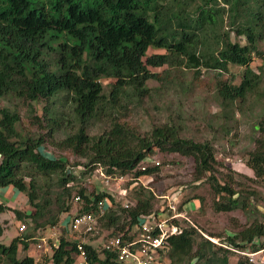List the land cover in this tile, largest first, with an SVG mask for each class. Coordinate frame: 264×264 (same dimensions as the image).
Segmentation results:
<instances>
[{"label":"trees","instance_id":"obj_1","mask_svg":"<svg viewBox=\"0 0 264 264\" xmlns=\"http://www.w3.org/2000/svg\"><path fill=\"white\" fill-rule=\"evenodd\" d=\"M262 41L264 0H0V188H15L34 209L29 213L27 207L0 201V215L11 211L34 231L10 244L0 241V264H74L80 242L92 264H125L116 251L73 239L66 228L45 262L30 254L20 257L19 251L20 246L30 248L36 231L69 224V216L83 213L96 215L95 231L111 230L104 243L114 236L138 237L147 216L159 219L167 212L155 209L154 193L139 184L142 176L159 173V166L140 168L157 150L194 159L196 182L207 179L220 196L213 202L215 211L255 216L218 243L187 219L175 220L182 232L171 235L161 249L168 264H259L237 250L264 251V210L253 202L254 188H237L230 173L217 176L223 172L216 166L215 144L183 136V127L171 121L144 136L123 119L131 114L130 104L150 94V81L168 79L165 65L185 66L196 75L202 68L225 73L242 66L239 83L233 73L217 83L218 118L230 135L227 124L241 112L240 104L249 97L264 99ZM152 48L164 52L150 54ZM254 56L263 61L258 70L251 66ZM150 67L163 69L153 72ZM104 79H112L108 91ZM14 97L46 102L43 116L31 115L45 133H22L19 112L2 104ZM64 102L71 112L63 109ZM65 122L76 125L75 130L70 132ZM97 123L104 125L103 132L91 134ZM256 129L255 147L245 156L252 174L246 175L264 186V114ZM47 143L86 158L81 174L75 172L79 164L70 168L65 157L46 150ZM99 167L109 177L131 175V185L139 184L133 185V200L126 196L128 203L122 204L104 184L99 191L77 184ZM106 198L108 208L102 212L99 202ZM74 201L80 205L75 215ZM3 222L1 218L0 236L6 230Z\"/></svg>","mask_w":264,"mask_h":264},{"label":"rangeland","instance_id":"obj_2","mask_svg":"<svg viewBox=\"0 0 264 264\" xmlns=\"http://www.w3.org/2000/svg\"><path fill=\"white\" fill-rule=\"evenodd\" d=\"M233 39L235 41L240 40L235 34L233 35ZM260 48L264 51V41L260 43ZM160 52L163 53L164 50L150 49V54ZM262 63V58L254 56L251 66L255 70H258ZM164 68H169L170 75L168 79L165 77L163 80L153 79L150 81V94L141 99V101L130 104L131 114L123 120L129 122L134 130H137L144 136L149 135L152 128L156 125H162L171 121L183 127V136L198 141L211 140L217 149L218 165L216 166L219 171L223 172L222 174L217 172V176L222 179L223 174L230 173L234 178H237L234 183L237 188H254L257 196L253 198V202L260 205L264 210V186L248 179V175L246 174L250 171L245 157L248 151L255 147L254 139L259 134L256 128L264 114V99L256 100V96L253 98L249 97L245 102L240 104L241 112H237L234 120L227 124L232 129L230 135L225 134L221 128L223 120L218 118L220 106L216 94L217 83L219 80L231 79L232 73L236 75L234 82L239 83L242 79L243 67L231 66L230 71L225 73L202 68L200 74L197 75L194 69H189L185 66L172 69L165 65ZM150 69L153 72H161L163 67H150ZM111 81L112 79L103 80L107 91L109 88L107 85ZM2 104L11 106L12 109L19 112L21 120L18 128L23 134H41L46 132L45 128L42 130L34 124L32 121L33 117H31L33 113L43 116L45 101L29 102L22 98L14 97L10 100L6 99ZM64 104L62 105L65 107L63 109L70 111V103L64 102ZM65 123L70 126V132L75 130L76 125L69 122ZM103 127L104 125L97 123L89 132L91 134H100L104 130ZM46 150L57 157H65L70 163V168H73L74 164H79L75 167L76 174L79 175L84 170L82 165L87 162L86 158L73 154L71 150H62L52 143H47ZM153 166H159V173L152 176H142L139 184L144 185L154 193V208L158 210L168 209L169 202L178 207L181 204H185L187 218L191 220V224L196 226L206 236L214 237L220 242L226 238L228 233L241 229L245 223L247 224V221L252 222L253 217H255L251 214L246 215L241 210L231 212L215 211L213 202L216 198L219 199L220 196L216 194L211 182L207 179L203 182H196L193 176L195 167L193 158L177 153L165 154L157 150L151 158L141 163L140 168ZM237 173H242L247 177H241ZM103 175L109 177L105 174V170L99 167L92 175L88 174L86 177L79 179L77 184L87 187L90 191H99L101 190L100 187L103 184L105 185ZM122 177L123 179L111 177L113 180H110L108 188L115 192L117 198H119V202L126 205L128 203L126 196L133 200V185L138 187L139 184L131 185V175ZM209 177L210 175L206 174V178ZM238 181L242 182L241 186H237L239 185ZM12 191L15 193L17 190L13 187L0 188V201L6 204L10 203L13 195ZM16 194L20 198H24V200H14L15 203L13 205L20 209H25L26 207L31 209L26 203V196L19 192H16ZM190 199L193 201L189 202L188 200ZM73 208L72 213L75 215L77 210L80 209V205L74 201ZM1 218L4 220L3 223L6 226V230L0 236V241L10 244L15 237L22 235L19 231V226L26 221L18 220L15 213L11 211L0 215ZM69 219H72L71 216H69ZM63 223L65 222L63 221ZM110 231L100 228L98 231L85 235L70 232V237L100 247L103 245ZM26 232L34 233L32 229H28L24 234H27ZM40 236V232L36 231L34 238L30 240L31 245L27 251L23 250V247L20 246L19 256L24 257L26 254H30L36 256L40 262H45L51 254V248L41 252L36 250ZM246 250L251 251L250 249ZM256 257L257 260L255 262L264 264V251L257 253ZM168 262V258L164 257L163 263L167 264Z\"/></svg>","mask_w":264,"mask_h":264},{"label":"built area","instance_id":"obj_3","mask_svg":"<svg viewBox=\"0 0 264 264\" xmlns=\"http://www.w3.org/2000/svg\"><path fill=\"white\" fill-rule=\"evenodd\" d=\"M120 178L123 179V177ZM110 180L113 179L106 176L103 178L106 186H109ZM108 203L107 198L99 202L102 212L108 208ZM166 211L159 219L154 215L147 216L144 221L143 230L138 237L124 240L122 236H114L109 238L102 247L109 251H116L119 261L125 264H164L163 258L166 256H163L161 249L166 248L169 243L168 238L171 235L182 232V228L175 223V220L187 218L186 211L179 210V207L171 202H169ZM96 225L97 218L95 214H77L71 219L69 224L63 223L46 230H40L41 236L36 245V250L40 252L48 250V248L52 250L53 246L58 245L59 237L64 233V228L69 232L77 231L79 234L85 235L94 232ZM28 229L27 222L21 223L19 226L21 233H24ZM78 249L77 259L74 264H92L84 244L80 242ZM250 256V260L255 261L254 254H250Z\"/></svg>","mask_w":264,"mask_h":264},{"label":"clouds","instance_id":"obj_4","mask_svg":"<svg viewBox=\"0 0 264 264\" xmlns=\"http://www.w3.org/2000/svg\"><path fill=\"white\" fill-rule=\"evenodd\" d=\"M182 205V204H181ZM181 207V206H180ZM180 207H179V210H181L180 209ZM163 211L165 210V209H162ZM181 211H186L185 210V206H184V210H181ZM186 213H187V211H186ZM184 219H187V218H183V219H179V220H184ZM188 221H190L191 222V220H189V219H187ZM71 221V220H70ZM192 223V222H191ZM63 224V223H62ZM21 234H23V233H21ZM205 235V234H204ZM206 236V235H205ZM206 237H208L209 239H211L212 241H214V242H216V243H218V240H216L214 237H210V236H206ZM237 252L238 253H240V254H245V255H247V256H249L250 258H251V256H250V254H254V258H255V261L257 260V253H253V252H251V251H247V250H244V251H241V250H237ZM261 252V251H260ZM259 253V252H258ZM168 258V260H169V257H167ZM255 261H253V262H255ZM169 263V262H168ZM167 263V264H168Z\"/></svg>","mask_w":264,"mask_h":264},{"label":"crops","instance_id":"obj_5","mask_svg":"<svg viewBox=\"0 0 264 264\" xmlns=\"http://www.w3.org/2000/svg\"><path fill=\"white\" fill-rule=\"evenodd\" d=\"M10 192H11V190H10ZM10 192H9V193H10ZM12 192H13V195L10 193V194L12 195L11 201H10V203H7V204H9V205H11V206H14V205H13V204L15 203L14 200H19V201H20V200H21V201L24 200V198H20L19 195L16 194L17 191H16L15 193H14V191H12ZM19 193H20V192H19ZM21 194H22V193H21ZM14 207H15V206H14ZM196 207H197V204H196ZM26 210H27V212H29V213L33 212V210H31V209H29V208H27Z\"/></svg>","mask_w":264,"mask_h":264}]
</instances>
